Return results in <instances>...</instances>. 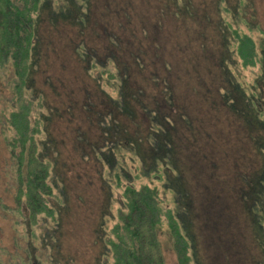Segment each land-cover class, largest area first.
<instances>
[{"label":"rangeland","instance_id":"374dc122","mask_svg":"<svg viewBox=\"0 0 264 264\" xmlns=\"http://www.w3.org/2000/svg\"><path fill=\"white\" fill-rule=\"evenodd\" d=\"M35 33L29 87L15 92L13 66L0 64V264H105L99 232L114 237L127 181L96 155L104 138L119 141L113 153L133 177L143 156L135 187L159 165L191 264H264V209L258 220L251 206L264 197V0H44ZM113 60L134 93L123 103ZM154 107L165 119L152 147ZM24 141L54 164L53 192H41L57 219L22 213ZM158 230L163 263L179 264L167 222Z\"/></svg>","mask_w":264,"mask_h":264},{"label":"trees","instance_id":"16d2710c","mask_svg":"<svg viewBox=\"0 0 264 264\" xmlns=\"http://www.w3.org/2000/svg\"><path fill=\"white\" fill-rule=\"evenodd\" d=\"M43 3L44 0H0V64L5 67L7 63H10L13 66L14 75L16 76L13 84L15 92H20L18 90L22 91L26 85L29 87L36 43L34 39L36 36L35 21ZM94 64H97V62H94ZM111 65H113L111 68L108 65L106 66L107 77L113 82L110 84L116 91L117 95L115 97L119 98L120 103H123L128 96L134 95L129 86L128 73L125 72V67L119 66V63L114 60ZM109 96L113 97L112 95ZM158 109V107H154L150 111L153 113L150 118L151 125L145 135L152 147L157 140L156 138L153 141L155 137L154 131L160 128V121L165 119L164 116L160 117L157 112ZM259 112L264 113V105H260ZM108 116H111L110 111L102 113L97 121L104 125L103 120ZM23 120L25 125L23 130L20 131L21 139L26 137L28 141H31L29 140L32 137L31 133L27 134L29 122L27 119L25 121V118ZM107 123L109 125L106 120L105 125ZM16 142L12 141L11 144L14 145ZM141 142H144L143 138ZM24 143L25 141L21 142L22 148L15 156L18 159L19 169L24 160H27L26 179H21L22 177L20 176V181H25L24 190L20 192L25 204L24 208L21 206V210L24 209L22 213L25 220L28 221V218L34 220L36 213L41 214L43 211L49 213V210H51V216L57 219L55 216L56 209L47 205L48 197L47 199L43 197V192L50 194L53 192L51 182L46 180L51 170L48 165L49 159L47 161L48 155L35 150L33 142L27 147ZM127 143L128 139L123 140V145ZM115 146L117 150L120 146L119 141L104 138L103 142L96 147V155L103 164L108 165L110 171L117 172L114 175L117 177V181L119 180L118 175L124 174L126 176L124 178H126L127 183L125 187L123 185L121 194L126 213L122 216V222H115L112 227L114 237H111V239L110 237H103L104 225L102 231L99 232L100 242L107 245V249H102L100 252V260L106 264L111 252L113 264H164L158 228L160 224L167 222L173 237V246L177 253L179 264H191L192 254L189 243L191 235L185 225L177 218L172 206L167 204L166 199L162 195V191L167 187V184L161 178L162 174L159 165H153L150 177H148L151 181L149 184L143 183L139 187H135L133 186L134 178L146 177L140 173L147 164L143 156L138 155L137 157L139 158L135 159L137 161L135 169L138 174L133 177V172H126L125 164L122 165L117 162L118 159H124V156H119L116 152L113 153ZM26 148H29L28 153L25 152ZM51 171L53 176H55L54 180H56L54 164ZM130 173L131 176H129ZM19 175H22L21 172ZM153 180L157 182L155 183ZM58 184L61 187L59 181L55 183V187H58ZM251 206L255 211L257 210L258 220H260L258 209H264V197H262L260 203L254 202ZM132 220H134V224H131ZM122 224H125L124 231L121 229ZM41 240V243H45L44 238Z\"/></svg>","mask_w":264,"mask_h":264}]
</instances>
